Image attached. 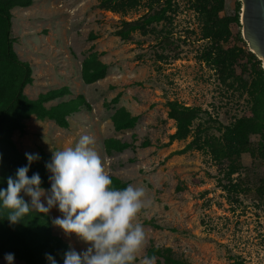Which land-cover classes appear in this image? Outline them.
<instances>
[{
	"label": "rangeland",
	"instance_id": "1",
	"mask_svg": "<svg viewBox=\"0 0 264 264\" xmlns=\"http://www.w3.org/2000/svg\"><path fill=\"white\" fill-rule=\"evenodd\" d=\"M239 1L227 0L221 15H235ZM178 2L174 26L161 24L162 34L135 33L129 41L115 31L122 19L138 20L147 12L145 7L121 15L100 9L98 0H35L30 8L13 10L15 51L33 69L34 83L25 94L36 99L50 90L69 87L72 96L52 104L84 95L93 107L92 112L70 118L69 129L32 118L26 133H16L14 139L25 154L43 150L53 157L55 151L74 147L82 135L92 136L109 176L127 186L144 187L152 201L139 216L148 237L144 254L154 245L172 248L188 264H229L237 258L245 264H264V199L258 195L264 186V162L244 154L243 170L229 179L225 166L206 151L175 154L195 134L169 144L176 122L168 117V102L203 109L194 130L202 125L203 142L207 134L220 137L223 126L250 113L253 101L251 93L238 84L233 88L223 85L213 66L201 60L207 42L201 40L198 18L185 0ZM169 33L172 37L167 43ZM241 33L243 36V29ZM92 34L97 37L94 41L89 40ZM244 42L250 50L249 42ZM94 52L108 66V73L105 79L88 85L82 80V63ZM254 77L245 76L250 84ZM120 109L139 118L133 129L116 131L112 117ZM108 139L132 147L121 153L108 152ZM146 141L151 146L142 148ZM251 141L257 149L260 136H252ZM236 183L246 192L238 195L224 188ZM42 201L46 204L45 198ZM48 214L54 219L62 216L58 207ZM148 221L161 228L146 224ZM54 233L78 253L90 247L56 226ZM0 264L7 261L2 259ZM14 264L24 263L14 259ZM156 264L164 262L157 258Z\"/></svg>",
	"mask_w": 264,
	"mask_h": 264
},
{
	"label": "trees",
	"instance_id": "2",
	"mask_svg": "<svg viewBox=\"0 0 264 264\" xmlns=\"http://www.w3.org/2000/svg\"><path fill=\"white\" fill-rule=\"evenodd\" d=\"M191 11L199 21L201 40L207 42V46L201 58L209 66H213L219 76L220 82L231 88L238 84L252 96V110L247 115L238 118L230 125L223 126L221 136L216 137L207 134L203 142L200 136L204 134L202 125L195 123L204 113L201 108L187 107L179 101H170L168 117L176 122V132L169 136V144L175 141H185L192 133L194 140L182 151L175 154L183 155L191 150L208 152L215 161L223 164L227 170V178L240 174L244 166L242 156L251 154L259 157L264 162V69L262 61L245 47L242 36L241 24L242 3L236 5L235 15L221 14L226 10L227 0H185ZM35 0H0V189L7 188V178H16L17 169L28 165L25 153L21 152L15 142L16 133L24 135L27 130V121L36 118L39 121L50 120L63 129L70 128V118L83 111L92 112L93 107L84 95L74 99L60 102L72 96L69 87L50 90L42 93L36 99H30L25 94V89L34 83L33 69L31 65L19 58L15 51L17 42L13 33V14L16 8H30ZM98 7L114 14L125 15L129 11L145 7L146 11L138 20L128 22L121 20V27L115 31V35L124 41H129L132 35L140 33L142 36H157L163 31L158 25L174 26L175 17L180 10L178 0H98ZM235 28L239 29L236 33ZM169 33L165 42L170 43ZM92 34L90 41L96 40ZM244 45H240L243 44ZM241 73H238V69ZM108 66L100 60V54L91 53L82 63L81 76L85 84H94L105 79ZM254 74L250 84L245 76ZM139 118L125 109L118 110L112 117L116 131L133 129ZM197 134V135H196ZM260 136V142L256 149L252 136ZM108 152L121 153L132 147L129 143H123L117 139L105 141ZM149 141L141 147H150ZM40 159L34 161L29 170V177L39 173L43 189H50L51 173L46 164L52 156L41 150ZM113 187L124 189L127 184L121 180L110 177ZM230 186V187H229ZM224 187L230 193L241 194L246 189L239 184H230ZM23 195V194H22ZM258 195L264 199V186L258 189ZM23 198L30 203L25 195ZM8 211L2 209L0 202V260L5 259L8 253L14 254L16 260L24 264H51L46 258L50 254L56 264H64L65 253L71 248L62 237L54 233V218L47 214L32 211L16 224H11L7 219ZM148 225L160 229V225L148 221ZM149 257L155 255L162 259L164 264H188L172 248L156 247L151 245L147 250ZM229 264H245L239 258Z\"/></svg>",
	"mask_w": 264,
	"mask_h": 264
},
{
	"label": "clouds",
	"instance_id": "3",
	"mask_svg": "<svg viewBox=\"0 0 264 264\" xmlns=\"http://www.w3.org/2000/svg\"><path fill=\"white\" fill-rule=\"evenodd\" d=\"M94 145L92 136L82 135L74 147L53 153L45 165L52 174L50 192L41 187L39 173L29 177L31 164L40 157L26 153L28 165L18 168L16 178L9 176L7 188L0 189L2 209L8 211L6 219L14 225L32 211L47 215L58 207L62 216L53 224L90 245L80 253L70 248L64 264H156L155 255L144 254L148 237L139 222L141 213L152 206L146 189L132 185L114 188ZM46 258L56 264L50 254ZM14 259L12 253L5 255L7 264H14Z\"/></svg>",
	"mask_w": 264,
	"mask_h": 264
},
{
	"label": "water",
	"instance_id": "4",
	"mask_svg": "<svg viewBox=\"0 0 264 264\" xmlns=\"http://www.w3.org/2000/svg\"><path fill=\"white\" fill-rule=\"evenodd\" d=\"M243 37L249 48L262 62L264 69V0H240Z\"/></svg>",
	"mask_w": 264,
	"mask_h": 264
},
{
	"label": "crops",
	"instance_id": "5",
	"mask_svg": "<svg viewBox=\"0 0 264 264\" xmlns=\"http://www.w3.org/2000/svg\"><path fill=\"white\" fill-rule=\"evenodd\" d=\"M15 10V9H14Z\"/></svg>",
	"mask_w": 264,
	"mask_h": 264
}]
</instances>
